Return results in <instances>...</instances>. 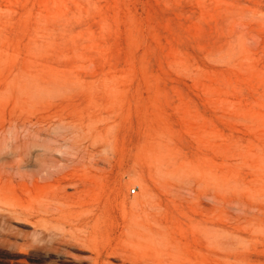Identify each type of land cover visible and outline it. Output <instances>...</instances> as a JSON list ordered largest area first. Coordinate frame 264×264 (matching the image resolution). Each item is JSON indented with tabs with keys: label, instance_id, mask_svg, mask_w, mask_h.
<instances>
[{
	"label": "rangeland",
	"instance_id": "1",
	"mask_svg": "<svg viewBox=\"0 0 264 264\" xmlns=\"http://www.w3.org/2000/svg\"><path fill=\"white\" fill-rule=\"evenodd\" d=\"M25 96L41 99L34 105L40 112L68 113L63 123L82 119L76 131L48 121L65 131L63 150L88 146L83 158L72 157L108 180L95 198L109 199L110 225L121 219L119 184L130 200L143 185L163 190L170 177L253 169L264 176V0H0V111ZM253 133L261 143L248 151ZM44 143L58 144L47 135ZM10 155L1 154L0 166ZM176 189L170 205L189 231L182 214L210 202ZM251 193L264 199V186ZM238 212L224 215L232 220ZM9 219L0 216V264L57 259L33 248L23 253L35 244L32 224ZM241 227L245 256L197 251L196 264H264L255 253L264 249V229L253 221Z\"/></svg>",
	"mask_w": 264,
	"mask_h": 264
},
{
	"label": "bare ground",
	"instance_id": "2",
	"mask_svg": "<svg viewBox=\"0 0 264 264\" xmlns=\"http://www.w3.org/2000/svg\"><path fill=\"white\" fill-rule=\"evenodd\" d=\"M39 100L19 97L14 106L0 111V138L4 142L0 156L11 153L14 158L0 166V216L4 221L23 218L32 224L35 244L22 246L23 253L33 248L44 258L57 257L52 264H66L62 256H71L74 264H196L197 251L221 258L245 256L236 234L243 229V221H253L264 229V199L251 193L252 188L264 186V176L253 168L246 176L218 175L211 170L201 176L170 177L163 190L143 185L130 200L125 186L119 184L114 191L121 219L108 224L109 199L95 198L96 190L108 180L85 167L86 161L81 158L88 146L75 142L71 149L63 150L65 131H56L48 121L53 117L55 123L76 131L82 119L63 123L71 117L68 113L40 112L34 107ZM44 135L53 136L58 144L44 143ZM250 135L253 140L247 144L248 151L261 143V137ZM238 142L232 141L236 147ZM95 148L92 145L89 149L92 157ZM56 149L61 155L55 153ZM74 152L81 158L72 157ZM259 159L264 161L263 156ZM229 161L225 154L222 162ZM29 164L34 167L26 168ZM248 175L252 176L251 184L245 181ZM178 187L196 191V198L203 196L210 202L197 212L182 214L189 231L178 224L170 205ZM227 209L239 212L231 220L224 215ZM255 253L264 256V249Z\"/></svg>",
	"mask_w": 264,
	"mask_h": 264
},
{
	"label": "built area",
	"instance_id": "3",
	"mask_svg": "<svg viewBox=\"0 0 264 264\" xmlns=\"http://www.w3.org/2000/svg\"><path fill=\"white\" fill-rule=\"evenodd\" d=\"M134 190H136V188H133V192H134Z\"/></svg>",
	"mask_w": 264,
	"mask_h": 264
}]
</instances>
